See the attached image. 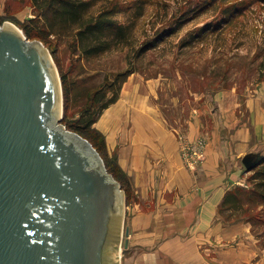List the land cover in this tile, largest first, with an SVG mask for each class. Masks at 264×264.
Masks as SVG:
<instances>
[{"label": "water", "instance_id": "obj_1", "mask_svg": "<svg viewBox=\"0 0 264 264\" xmlns=\"http://www.w3.org/2000/svg\"><path fill=\"white\" fill-rule=\"evenodd\" d=\"M62 103L48 48L2 22L0 264H119L127 250L125 191L90 141L61 123ZM263 156L241 162L248 170Z\"/></svg>", "mask_w": 264, "mask_h": 264}, {"label": "crops", "instance_id": "obj_2", "mask_svg": "<svg viewBox=\"0 0 264 264\" xmlns=\"http://www.w3.org/2000/svg\"><path fill=\"white\" fill-rule=\"evenodd\" d=\"M154 85L131 73L94 122L139 199L128 207V247L119 264H264L251 224L227 223L218 213L225 190L243 180L242 156L264 151V82L242 103L225 94L209 109L218 119L206 126L197 169L187 166L178 133L152 100ZM200 124L192 115L188 139L201 135Z\"/></svg>", "mask_w": 264, "mask_h": 264}, {"label": "rangeland", "instance_id": "obj_3", "mask_svg": "<svg viewBox=\"0 0 264 264\" xmlns=\"http://www.w3.org/2000/svg\"><path fill=\"white\" fill-rule=\"evenodd\" d=\"M115 1L127 10L119 12L117 17L121 21L130 20L128 7L135 0H99L96 8ZM199 1L201 0H144L143 12L134 21L132 46L112 48L90 58L73 48L71 36H51V45L41 40L50 52L52 64L60 79L66 73L68 84L74 83L68 114L74 117L78 115L86 98L84 92L87 87H95L105 79L110 82L117 72L133 68L131 73L138 78L154 82L152 100L161 111L164 121L178 133L180 145L185 140L197 142L201 139L204 142L202 150L205 152L208 143L206 126L209 123L212 127L218 119L217 113L212 114L214 118L209 109H216L221 95L225 94L237 95L242 103L264 82V0L253 2L243 14L219 30L209 32L203 38H195L193 34L199 27L217 21L225 4L219 0L200 14L185 18L184 12L196 6ZM33 14L29 0H0V24L11 21L21 28V23ZM171 27H176L174 32L166 34L156 46L140 56H135L146 40H153L163 29L165 31ZM111 93L112 90H109L108 95ZM62 102L63 108V89ZM192 115H198L201 135L188 139L186 133ZM61 123L64 124L62 121ZM180 152L183 157L181 149ZM186 164L190 167L187 161ZM239 168L243 180L235 184H244L248 172L240 161ZM133 194L135 198H131L127 204L125 202L124 216L121 218L123 224L120 247L129 219L128 207L139 200L134 190ZM240 221L251 224V232L257 238L258 246H264V209L255 207L243 217L225 222L235 224Z\"/></svg>", "mask_w": 264, "mask_h": 264}, {"label": "trees", "instance_id": "obj_4", "mask_svg": "<svg viewBox=\"0 0 264 264\" xmlns=\"http://www.w3.org/2000/svg\"><path fill=\"white\" fill-rule=\"evenodd\" d=\"M99 0H29L34 14L21 23V28L28 38H38L51 45V36H71L72 46L78 49L86 58L112 48L132 46L134 21L143 12L144 0H135L128 8L130 20L121 21L117 14L126 10L122 4H102L96 8ZM219 0H201L193 8L184 12V17H194ZM225 4L220 10L217 21L199 27L193 37H205L209 32L219 30L229 24L253 2L261 0H222ZM127 11V10H126ZM189 11V12H188ZM176 27L164 29L153 40H146L141 45L135 56H140L144 51L156 46L165 38L166 34L174 32ZM264 50V46H263ZM133 71L127 68L114 74L109 82L86 88L85 101L79 109L77 116L69 115L70 100L74 91V83L68 84V75L62 74V89L64 107L61 121L68 129L74 130L87 138L101 155L107 170L120 182L125 191L126 204L135 198L133 187L128 175L121 169L115 154L109 155L106 149L104 134L93 126L102 111L112 102L116 101L123 81ZM264 76V74H263ZM116 85L114 88L113 85ZM112 93L108 95V91ZM109 157H111L109 159ZM248 172L244 184H235L227 188L218 204V213L225 220H234L243 217L255 207L264 209V156Z\"/></svg>", "mask_w": 264, "mask_h": 264}, {"label": "built area", "instance_id": "obj_5", "mask_svg": "<svg viewBox=\"0 0 264 264\" xmlns=\"http://www.w3.org/2000/svg\"><path fill=\"white\" fill-rule=\"evenodd\" d=\"M204 142L199 139L197 142H191L188 140L182 141L180 149L182 150L183 157L188 162L191 168H195L197 164L203 158V148Z\"/></svg>", "mask_w": 264, "mask_h": 264}, {"label": "bare ground", "instance_id": "obj_6", "mask_svg": "<svg viewBox=\"0 0 264 264\" xmlns=\"http://www.w3.org/2000/svg\"><path fill=\"white\" fill-rule=\"evenodd\" d=\"M71 135H73V136H77V135H74L73 133H70ZM91 153H93V152H91ZM93 155H94V153H93Z\"/></svg>", "mask_w": 264, "mask_h": 264}]
</instances>
